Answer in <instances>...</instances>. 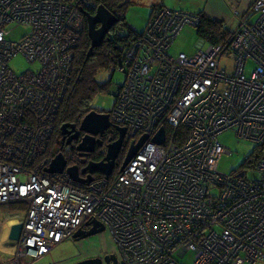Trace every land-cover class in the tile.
Here are the masks:
<instances>
[{"label":"built area","instance_id":"2783aa9c","mask_svg":"<svg viewBox=\"0 0 264 264\" xmlns=\"http://www.w3.org/2000/svg\"><path fill=\"white\" fill-rule=\"evenodd\" d=\"M95 6V0H0V204L26 205L6 264H33L94 219L108 232L115 264L262 259L264 0L251 3L227 41L190 56L168 49L185 24L198 23L197 14L156 7L143 32L122 47L123 81L107 112L132 143L147 138L123 168L77 182L66 171L47 172L50 160L37 157L66 91L83 11ZM7 24L30 31L14 41ZM17 53L38 68L16 73L8 63ZM160 128L164 140L155 143ZM228 128L258 152L224 174L218 135Z\"/></svg>","mask_w":264,"mask_h":264},{"label":"trees","instance_id":"16d2710c","mask_svg":"<svg viewBox=\"0 0 264 264\" xmlns=\"http://www.w3.org/2000/svg\"><path fill=\"white\" fill-rule=\"evenodd\" d=\"M135 2V0H95L96 5L102 4L118 18V21L109 33L106 34L103 43L99 47H95L92 54L87 57L91 43L87 34V22L86 19H84V31L75 48V55L66 91L59 104V109L47 145L45 149L38 154L37 160L39 162L51 160L58 152L64 154L68 164H76L78 166L83 165L87 160L100 161L104 157L105 148L103 145L97 146L83 159L78 156L74 145L61 147L59 126L63 122H77L90 110H96V108L91 105L90 101L95 94L104 91L109 84V81H103L98 76L102 72L114 73L117 70L122 59L123 45L143 32L156 7L164 6L152 5L147 23L145 27L139 31L136 28L130 27L125 19L126 9ZM90 12L92 11L90 10ZM195 14L198 16V23L193 26L198 39L203 40L207 45H217L227 41L231 33V28L228 27L222 19L213 17L203 10ZM107 112L108 111H106V113ZM115 134L116 131H112L110 135H105L103 143L113 138ZM122 152L123 150H121L120 156L115 163V172L122 163ZM257 152V146H254L253 151L244 159L241 166H244L248 160L251 162L253 158H250L256 156Z\"/></svg>","mask_w":264,"mask_h":264},{"label":"rangeland","instance_id":"374dc122","mask_svg":"<svg viewBox=\"0 0 264 264\" xmlns=\"http://www.w3.org/2000/svg\"><path fill=\"white\" fill-rule=\"evenodd\" d=\"M134 4L128 6L125 11V19L127 24L136 28L139 31L142 30L148 19L150 5L153 0H135ZM249 2V0H230L229 3L224 5V12L226 13V22L230 28H234L237 21L236 12L240 13L238 9L243 8L242 4ZM248 6L250 3L245 4ZM247 8L243 9L245 11ZM7 28H11L12 32L7 36L11 40L17 41L23 35L29 33L30 27L26 25L7 24ZM198 37L195 33V28L192 24H185L182 30L177 34L174 41L171 43L168 51L170 54H177L179 52H185L188 56L197 52ZM207 44H203L201 50H205ZM224 63L227 64L230 69L233 62L232 59H226ZM9 66L16 73L24 72L27 69L36 70L38 64L36 62H29L24 55L17 53L9 60ZM253 67V62L249 60L245 67V73L248 74ZM103 81H109L107 88L95 94L91 99V105L96 108L97 111L106 112L112 109L116 92L119 85L123 81V74L116 70L114 73L102 72L98 76ZM220 144L226 149L225 153L218 159V170L221 173H230L232 169L238 168L244 162V159L251 154L254 149V143L241 139L237 136L235 129L228 128L222 131L218 135ZM107 144V143H106ZM15 206V207H14ZM0 204V216L10 211L23 212L18 205ZM105 243L104 248L107 252H110L112 246L110 245V237L107 231H103L96 235L89 236L87 238L75 240L73 238H66L60 243L52 247L48 253L42 257L36 259L33 264H71L87 256L89 250L94 249L97 245ZM264 253V246L262 248ZM102 253V252H100ZM187 261L190 262L191 256L187 255ZM184 260V259H183ZM246 264H264V257L255 261L254 263Z\"/></svg>","mask_w":264,"mask_h":264},{"label":"water","instance_id":"95a60500","mask_svg":"<svg viewBox=\"0 0 264 264\" xmlns=\"http://www.w3.org/2000/svg\"><path fill=\"white\" fill-rule=\"evenodd\" d=\"M83 13L86 17L87 34L91 43L87 53L88 57L92 54L95 47H99L103 43L106 34L109 33V31L118 21V18L102 4L96 5L93 12H90V10H85L83 11ZM203 44L204 41L198 39V50L201 49ZM110 125L111 121L109 119L108 113H100L95 110H90L83 116L78 127V129L80 131H83L85 135L77 145V150H79L81 154H89L91 151H93L96 145L101 144V140L95 138V136L103 135ZM68 126H70L71 129L75 128L74 124L64 123L61 125L62 132ZM116 131L118 134L117 138L114 140L109 139L105 147V155L100 161H88L84 167L79 169L76 165H68L64 154L62 152H58L50 160L46 171L49 173H61L63 171H66L70 178L77 182L91 181L92 174L95 172L102 173L105 177H108L112 173L115 166V160L122 149L126 134V128L122 126H116ZM73 137H75L74 134L71 135L66 143H69L71 141L70 139ZM146 138L147 134H143L138 138L136 142L129 145L120 168H123L128 163V161L133 156H135ZM163 140L164 131L163 128H160L152 137V141H154L155 143H162ZM79 172L83 174L87 173V175L84 178H81L79 176ZM22 226V222L12 224L9 228L8 239L16 241L20 236ZM103 231L104 226L99 221L94 219L91 220V226L88 229H78L72 235V238L75 240H79L92 235H96ZM71 264H115V256L111 253H105L104 255L96 256H84L82 259Z\"/></svg>","mask_w":264,"mask_h":264},{"label":"crops","instance_id":"0c3cea01","mask_svg":"<svg viewBox=\"0 0 264 264\" xmlns=\"http://www.w3.org/2000/svg\"><path fill=\"white\" fill-rule=\"evenodd\" d=\"M253 1L254 0H249V2L247 3H250L251 5ZM229 2L230 0H153V2L150 5V9L152 5L154 6L165 5L170 8H176L181 11H188L193 14L200 10H203L204 12H206L207 14L213 17L222 19L229 27V24L226 22V18H225L226 13L224 12V5ZM245 4H242L243 8L238 9L240 13L236 12L237 21L239 17L242 14H244L250 6L249 5L247 8V5ZM245 8L247 9L243 11V9ZM237 21L235 25L237 24ZM235 25L233 27H235ZM11 205L13 206L18 205L17 208L21 207L23 209V212L15 213V211L13 210L0 216V264L7 263V261L10 259V257L13 254L14 247L16 244V241L8 239L9 228L12 224L22 221L26 210V205L24 203H11ZM104 245L105 243H101L100 245H97L94 249L89 250V253H91V255L88 254L87 256H95L98 252L105 251ZM110 245L112 246V243H110Z\"/></svg>","mask_w":264,"mask_h":264},{"label":"flooded vegetation","instance_id":"af4514ba","mask_svg":"<svg viewBox=\"0 0 264 264\" xmlns=\"http://www.w3.org/2000/svg\"><path fill=\"white\" fill-rule=\"evenodd\" d=\"M91 11L93 12V10L91 9ZM92 110H95V109H92ZM95 111H97V110H95ZM97 112H100V113H102L101 111H97ZM106 113V112H105ZM81 120H82V118L79 120V121H77V122H63L62 124H64V123H70V124H74L75 125V128L74 129H71V127L70 126H68L67 128H65L64 129V131L62 132V130H61V125L59 126V138H60V140H61V147L62 146H68V145H74L75 146V151L78 153V156L80 157V158H86L87 157V155L88 154H81V152L79 151V150H77V145L79 144V142L81 141V139H82V137L85 135V133L83 132V131H80L79 129H78V127H79V124H80V122H81ZM116 124L115 123H113V122H111V125L109 126V128L108 129H106V131L104 132V134L103 135H97V136H95V138H98V139H100L101 140V144L100 145H96L95 146V148L97 147V146H101V145H103L104 146V148L106 147V143H108V141H109V139L108 140H106L104 143H103V141H104V136L105 135H107V134H109L110 135V133L112 132V131H116ZM75 135V137H73V138H71L70 140V142L69 143H66V141H68V139L71 137V135ZM117 131H116V134H115V136L113 137V138H110V139H112V140H114V139H116L117 138ZM133 141L132 140H130V138L128 137V135H127V132H126V134H125V139H124V142H123V146H122V149L121 150H123V152H122V158L124 159V156H125V154H126V151H127V149H128V147H129V145L132 143ZM94 148V149H95ZM106 150V149H105ZM92 152V151H91ZM120 153H121V151H120ZM120 153H119V155H118V157L120 156ZM118 157L116 158V160H115V163L117 162V159H118ZM103 159V158H102ZM88 161H91V160H87L83 165H81V166H78V165H76V164H68V165H76V166H78V168L79 169H81L82 167H84L85 165H86V163L88 162ZM123 161V160H122ZM116 169V165L114 166V169H113V171ZM112 171V172H113ZM87 175V173H85V174H83V173H81V172H79V176L81 177V178H84L85 176ZM99 175H102V173H99V172H95V173H93L92 174V177H96V176H99ZM81 229H88V227H86V226H82L81 227ZM100 252H102V253H100ZM100 252H98L96 255H104L105 253H107V251L105 250V251H100ZM95 255V256H96Z\"/></svg>","mask_w":264,"mask_h":264},{"label":"clouds","instance_id":"9594fccd","mask_svg":"<svg viewBox=\"0 0 264 264\" xmlns=\"http://www.w3.org/2000/svg\"><path fill=\"white\" fill-rule=\"evenodd\" d=\"M108 253V252H107Z\"/></svg>","mask_w":264,"mask_h":264}]
</instances>
